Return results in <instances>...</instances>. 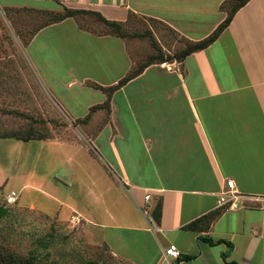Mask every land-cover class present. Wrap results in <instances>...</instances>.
Returning a JSON list of instances; mask_svg holds the SVG:
<instances>
[{
	"label": "crops",
	"instance_id": "obj_1",
	"mask_svg": "<svg viewBox=\"0 0 264 264\" xmlns=\"http://www.w3.org/2000/svg\"><path fill=\"white\" fill-rule=\"evenodd\" d=\"M225 1L0 0V6L55 11L47 5L60 2L121 22L133 12L160 20L197 42L225 21ZM70 21L79 39L103 42L110 51L99 61L104 79L84 73L65 88H90L98 94L91 107L102 105L106 92L90 85L114 87L127 76L135 64L128 44L81 29L74 18L60 23ZM201 28L208 30L197 35L195 30ZM115 56L121 57L122 69L114 76ZM121 95L135 120L133 128L117 101ZM93 140L102 141L97 147L107 162L90 170L85 186L77 181L92 200L89 215L72 201H56L68 212L64 218L78 214L87 219L117 257L133 264H264V2L250 0L208 48L182 62L153 64L117 89L109 120ZM228 180L242 196L238 209L220 204ZM35 185L47 195L55 194L43 182ZM160 202L158 221L152 211ZM150 205L152 224L159 231L150 229L143 214ZM216 210L223 213L208 231L186 228ZM170 244L178 247L182 260L165 259Z\"/></svg>",
	"mask_w": 264,
	"mask_h": 264
},
{
	"label": "rangeland",
	"instance_id": "obj_2",
	"mask_svg": "<svg viewBox=\"0 0 264 264\" xmlns=\"http://www.w3.org/2000/svg\"><path fill=\"white\" fill-rule=\"evenodd\" d=\"M47 6L63 11L61 5ZM46 19L41 11L6 10L0 6V206L8 207L7 197L12 191L19 194V200L10 206L12 212L17 213L14 218L9 217L15 229L13 249L28 257L33 239L55 226L62 234L51 250L56 260L60 253L67 256L62 264H76L81 260L128 264L112 260L105 242L95 235L97 229L87 219L78 218V214L77 218L73 215L64 218L68 212L57 202L58 199L72 201L89 215L87 208L92 200L77 181L84 182L85 186L90 170H95L102 161L107 162L97 147L102 141L97 144L93 137L109 120L110 110L106 106L96 108L101 104L91 107L98 100V94L92 89L79 85L65 87L71 79H79L84 73L91 78L104 79L99 61L105 58L103 54L110 51V47L103 42L79 39L72 26L74 20L64 25L46 26L33 36ZM80 22L87 28L103 30L92 17H83ZM126 30L128 36L123 40L128 44L135 66L157 52L148 34L151 30L164 52L171 56L187 44L183 36L167 25L146 17L132 18ZM207 30L196 29L195 33L202 35ZM112 63L113 67L117 66L113 69L115 76L117 69H122L121 57L115 56ZM117 99L122 114L129 115L125 97L121 95ZM83 114L85 118L77 119ZM128 117L129 126L133 128L135 120ZM35 182H43L50 192L54 190L53 183L59 192L54 190L55 194L47 195L44 189L34 187ZM62 190L67 194L60 193ZM32 203L35 208H30ZM64 238L69 239L68 248L74 247L70 254L60 244L65 242L61 241Z\"/></svg>",
	"mask_w": 264,
	"mask_h": 264
},
{
	"label": "trees",
	"instance_id": "obj_3",
	"mask_svg": "<svg viewBox=\"0 0 264 264\" xmlns=\"http://www.w3.org/2000/svg\"><path fill=\"white\" fill-rule=\"evenodd\" d=\"M249 1L250 0H226L221 7L223 10L227 12V17L225 21L221 23L219 27L211 35H209L207 38L201 41L195 42V41L189 40L188 38L182 37L186 40L187 44L184 49H179L173 56L164 52L160 44L155 39V36L152 30L149 31L148 34L152 40L154 49L157 52L150 55V57L147 59L146 62L140 65H136V66L134 65L132 70L127 74L125 78H123L119 82L118 85L114 87L103 88V87H99L98 85L94 84L93 87L97 89H101L102 91L106 92L108 96L106 102L102 105H99L96 108H103L106 106V108L108 107V109L110 110L111 97L114 94V92L120 87L127 84L129 81L138 77L149 66L153 64H162V63L174 62V61L182 62L191 54L208 48L219 38V36L223 33V31L229 26L234 15L238 12V10L244 7ZM58 4L62 6L63 11L62 10L61 11L60 10L58 11L36 10V11H41V13H44L47 16V19L45 20L42 26H39L33 32V36H35L36 33H38V31H40L46 26L60 23L69 18H74L78 22L79 27L88 32H91L93 34L100 35V36H115V37L125 39L128 36L126 28L128 24L130 23L131 19L135 17L136 18L140 17L136 13L130 12L128 19L124 22H121V21L109 20L102 13L97 12V11L84 10V9H71V8H68L62 5L60 2H58ZM3 8L6 10L11 9L10 7H3ZM83 17H86V18L92 17L95 21L100 23L99 25L103 27V30L102 29L95 30L93 28L85 27V24L80 22L81 18ZM149 19H151L154 22H158L160 24L163 23L162 21L154 19V18H149ZM13 205L7 204L8 207L0 206V264H47V263H44L45 261L49 262V264H62L61 262L64 261L63 259L67 256L64 255L63 253H60L58 259L56 260L54 259L53 252L51 250L52 248L55 247V244H56L55 242L59 240L62 234V232L55 226H51V229L49 231L40 233L42 235H39L36 239H33L34 245H33V248L30 250L28 257L23 256L19 252H16L15 249H13V246L15 245V242H14L15 229H14L13 222L9 221V217L13 216L14 218V215L15 214L17 215V213L12 212L13 208L10 206H13ZM162 210H163L162 203L160 202L156 205V207L152 211L153 218L159 221L162 215ZM222 213H223V210H216V211L210 212L196 219L195 221L190 223L186 228L195 230V231L206 232L212 227L214 222L219 218V216ZM18 223L20 222L18 221ZM65 238L62 239L61 241H65ZM60 244L63 246L65 250H67L69 254L72 253L70 249L74 247L71 246L68 248L70 244L69 239H66L65 242H60ZM105 246H106L107 251L110 253V258L112 260L114 261L118 260L120 262L133 264L129 261H126L124 259L117 257L113 253L112 249L107 243H105ZM75 252L79 253V250L75 249ZM179 259L182 260L183 257L181 256ZM76 264H99V262L93 261V260H90V261L81 260L77 262Z\"/></svg>",
	"mask_w": 264,
	"mask_h": 264
},
{
	"label": "built area",
	"instance_id": "obj_4",
	"mask_svg": "<svg viewBox=\"0 0 264 264\" xmlns=\"http://www.w3.org/2000/svg\"><path fill=\"white\" fill-rule=\"evenodd\" d=\"M19 194L15 191H12L8 197L7 202L10 205L15 204L18 201ZM242 196L236 189L235 183L233 180H228L226 182V189H224L221 192L220 195V204L222 206H227L229 209H238L239 202L241 200ZM146 201L150 200V195H147L145 197ZM143 214L146 217L149 227L153 231H159L158 226H154L152 224V217L151 213H149L148 209H143ZM164 256L165 259L168 261L169 259H179L182 256L181 251L178 249V247L174 244H170L167 248L164 249Z\"/></svg>",
	"mask_w": 264,
	"mask_h": 264
}]
</instances>
